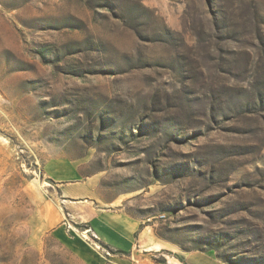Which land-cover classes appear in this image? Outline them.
I'll list each match as a JSON object with an SVG mask.
<instances>
[{"label": "rangeland", "instance_id": "1", "mask_svg": "<svg viewBox=\"0 0 264 264\" xmlns=\"http://www.w3.org/2000/svg\"><path fill=\"white\" fill-rule=\"evenodd\" d=\"M0 264H264V0H0Z\"/></svg>", "mask_w": 264, "mask_h": 264}, {"label": "crops", "instance_id": "2", "mask_svg": "<svg viewBox=\"0 0 264 264\" xmlns=\"http://www.w3.org/2000/svg\"><path fill=\"white\" fill-rule=\"evenodd\" d=\"M66 196L70 198L68 199L71 202L70 206L78 217L87 222V225L93 229L100 240L108 244L113 250L118 251L120 255H123L120 258L123 259L128 254L126 258L130 260L129 256L131 255L132 258L134 257L133 260L137 262L140 250L157 251L164 247V245L155 240L147 243L143 236L145 229L140 228L141 222L127 215L120 208L118 209L119 205H112L113 201L109 202L108 205L107 202L101 205L99 200L93 199V196L90 195L82 196L73 193ZM77 198L89 199H85V202L77 203L79 202L76 201ZM143 240H145V244H143ZM120 243L122 245L125 243L128 250L121 248ZM117 245L120 246L118 247ZM122 247L126 248V246Z\"/></svg>", "mask_w": 264, "mask_h": 264}, {"label": "built area", "instance_id": "3", "mask_svg": "<svg viewBox=\"0 0 264 264\" xmlns=\"http://www.w3.org/2000/svg\"><path fill=\"white\" fill-rule=\"evenodd\" d=\"M89 232L92 234V236L94 238H99L97 236V234L93 231V229L90 226L86 225V228L84 229V233H87L88 234ZM107 254L109 255V252H107Z\"/></svg>", "mask_w": 264, "mask_h": 264}, {"label": "bare ground", "instance_id": "4", "mask_svg": "<svg viewBox=\"0 0 264 264\" xmlns=\"http://www.w3.org/2000/svg\"><path fill=\"white\" fill-rule=\"evenodd\" d=\"M157 247H159V246H157ZM135 253V252H134Z\"/></svg>", "mask_w": 264, "mask_h": 264}]
</instances>
